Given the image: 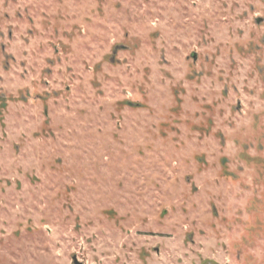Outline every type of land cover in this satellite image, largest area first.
I'll return each mask as SVG.
<instances>
[{"label":"rangeland","instance_id":"1","mask_svg":"<svg viewBox=\"0 0 264 264\" xmlns=\"http://www.w3.org/2000/svg\"><path fill=\"white\" fill-rule=\"evenodd\" d=\"M0 264H264V0H0Z\"/></svg>","mask_w":264,"mask_h":264}]
</instances>
